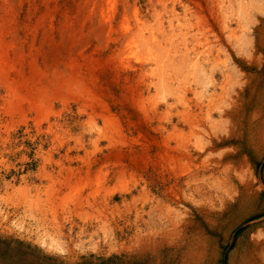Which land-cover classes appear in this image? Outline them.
<instances>
[{"label": "rangeland", "instance_id": "obj_1", "mask_svg": "<svg viewBox=\"0 0 264 264\" xmlns=\"http://www.w3.org/2000/svg\"><path fill=\"white\" fill-rule=\"evenodd\" d=\"M112 1L0 0V264H264V0Z\"/></svg>", "mask_w": 264, "mask_h": 264}, {"label": "bare ground", "instance_id": "obj_2", "mask_svg": "<svg viewBox=\"0 0 264 264\" xmlns=\"http://www.w3.org/2000/svg\"><path fill=\"white\" fill-rule=\"evenodd\" d=\"M112 1V0H111ZM113 2V1H112ZM110 4H111V2H110ZM133 10H135L136 11V9H133ZM241 10H243V5L240 3L239 4V12H243V11H241ZM134 11V12H135ZM135 14V13H134ZM240 19V18H239ZM3 26V25H2ZM142 27V26H141ZM141 27H139V28H141ZM249 27H250V25H249ZM143 28V27H142ZM141 28V29H142ZM144 28H145V26H144ZM220 28V27H219ZM223 28V27H222ZM146 29V28H145ZM1 30V29H0ZM214 30V29H213ZM218 30V29H217ZM140 32H142V31H140ZM215 32V31H214ZM221 32V31H220ZM1 33H3V32H1ZM219 34V33H218ZM263 34V33H262ZM230 35V34H229ZM222 36V35H221ZM260 36V35H259ZM149 37V36H148ZM214 37V36H213ZM223 37V36H222ZM216 38V37H215ZM224 38V37H223ZM259 38V37H258ZM260 38H262V36L260 37ZM259 38V39H260ZM1 39V38H0ZM184 39V38H183ZM129 41L130 42H133V38H129ZM158 42V40H156L155 38H154V36L151 34V37L149 38V39H146V40H144V45H145V47H147V50H148V53H150V56H151V58L150 59H152V60H158V67L159 66H161L162 64H163V62L164 61H162V60H160L161 59V55L159 54V52H155L156 51V49H161L162 47H161V45L159 44V42ZM218 42H219V40H218ZM258 43H259V41H258ZM263 43V42H262ZM132 44V43H131ZM171 44V43H170ZM220 44V43H219ZM260 44H261V40H260ZM1 45V44H0ZM4 45V44H3ZM169 46H171V45H169ZM178 46V45H177ZM253 46V45H252ZM257 46V45H256ZM6 47V46H5ZM2 48H4V47H2ZM180 48V47H179ZM175 49V48H174ZM184 50H186V49H184ZM255 50V49H254ZM164 52H166L165 50H163ZM3 52V51H2ZM5 52V51H4ZM3 52V53H4ZM180 54H181V52H180ZM189 54V53H188ZM168 55V54H167ZM186 56V55H185ZM170 57V56H169ZM177 57V56H176ZM2 58V55H0V59ZM166 58V57H165ZM164 58V59H165ZM168 58V57H167ZM172 58V57H171ZM244 59V58H243ZM246 59V58H245ZM160 60V61H159ZM186 60V59H185ZM184 60V61H185ZM5 62H7V61H5ZM189 62V61H188ZM227 62V61H226ZM257 62H259V61H257ZM186 63V62H185ZM170 64V63H169ZM182 64V63H181ZM258 64V63H257ZM8 65V64H7ZM172 65V64H171ZM154 65H152V67H153ZM156 66V65H155ZM154 66V67H155ZM2 67V63H1V61H0V68ZM9 67V66H8ZM226 67V66H225ZM184 68V67H183ZM157 70H158V68H157ZM153 71V70H152ZM175 71V70H174ZM153 72H156V71H153ZM153 72H151L150 74L152 75V74H154ZM227 72V71H226ZM1 73V72H0ZM149 74V75H150ZM1 75H2V73H1ZM5 75V74H4ZM151 75H150V77H151ZM161 75V74H160ZM166 75V74H165ZM153 76V75H152ZM157 76V75H156ZM169 77V76H168ZM167 79V78H166ZM155 81V80H154ZM151 83V82H150ZM234 83V82H233ZM43 84V83H42ZM186 84V83H185ZM188 84V83H187ZM229 85H230V82L228 83ZM207 85V84H206ZM232 85V84H231ZM38 86H39V83H38ZM184 86V85H183ZM208 86V85H207ZM187 87V86H186ZM186 87H185V89H186ZM156 89H157V87H156ZM191 89V88H190ZM234 89H237V88H234ZM190 91V90H189ZM185 92V91H184ZM191 92V91H190ZM40 93V92H39ZM196 93V92H195ZM191 94V93H190ZM196 94H198V93H196ZM204 94V93H203ZM232 95V94H231ZM34 96V95H33ZM155 96V95H154ZM158 97V96H157ZM156 98V97H155ZM192 98V97H191ZM191 98H190V100H191ZM195 98V97H194ZM199 98H200V96H199ZM223 98V97H222ZM153 99V98H152ZM155 100V99H154ZM221 100V99H220ZM235 100V99H234ZM200 101V100H199ZM157 102V101H156ZM183 102V101H182ZM194 102V101H193ZM195 102H196V100H195ZM158 104V103H157ZM156 104V105H157ZM181 104V103H180ZM186 104V103H185ZM188 104H189V102H188ZM205 104V103H204ZM230 106H231V104H230ZM236 106V105H235ZM196 107L201 111L202 109H201V106L199 105V104H196ZM154 108H156V107H154ZM157 109V108H156ZM186 109V108H185ZM152 110V109H151ZM224 110H225V108H223L221 111H223V113H224ZM207 111V110H206ZM228 111H230V110H228ZM186 112V111H185ZM190 113V112H189ZM211 115V114H210ZM204 116H207V115H204ZM224 116V115H223ZM191 117H193V115L191 116ZM194 118V117H193ZM192 118V119H193ZM197 118V117H196ZM201 118H202V116H201ZM191 120V119H190ZM203 120V119H202ZM194 121H195V119H194ZM198 121V120H197ZM205 121V120H204ZM204 121H202V122H204ZM191 123V122H190ZM199 123V122H198ZM192 124H193V122H192ZM221 124H222V122H221ZM190 125V124H189ZM200 125V124H199ZM201 125H202V123H201ZM207 126V125H206ZM199 127V126H198ZM204 128V127H203ZM206 128V127H205ZM204 128V129H205ZM199 129V128H198ZM190 130H192V128L190 129ZM206 130V129H205ZM195 131V130H194ZM200 132V131H199ZM205 132V131H204ZM208 132V131H207ZM206 132V133H207ZM194 134V133H193ZM195 134H196V132H195ZM209 134V133H208ZM200 135V134H199ZM204 136V135H203ZM202 136V137H203ZM214 136V135H213ZM220 136V135H219ZM218 136V137H219ZM204 138H206V137H204ZM210 139V138H209ZM212 140V139H211ZM249 140V139H248ZM252 140V139H251ZM209 141V140H208ZM210 142V141H209ZM208 146V145H207ZM204 147V146H203ZM205 147H206V145H205ZM246 157V156H245ZM244 159V158H243ZM243 161H245V160H243ZM248 164V163H247ZM226 165V164H225ZM229 165V164H228ZM248 167V166H247ZM233 168V167H232ZM241 169V168H240ZM251 170V169H250ZM236 171H237V169H236ZM241 171V170H240ZM232 172V171H231ZM213 174V173H212ZM221 175V174H220ZM247 176H249V175H247ZM251 177V176H250ZM217 178H218V176H217ZM217 178H215V179H217ZM228 178V177H227ZM240 178H241V176H240ZM248 182V181H247ZM251 182V181H250ZM227 183V182H226ZM233 184H235V183H233ZM223 189V188H222ZM236 189V188H235Z\"/></svg>", "mask_w": 264, "mask_h": 264}, {"label": "water", "instance_id": "obj_3", "mask_svg": "<svg viewBox=\"0 0 264 264\" xmlns=\"http://www.w3.org/2000/svg\"><path fill=\"white\" fill-rule=\"evenodd\" d=\"M261 218H263V217H261ZM261 218H260V219H261ZM258 220H259V219L252 220V221H248L247 223H245V224H243L242 226H240L239 229L242 228L243 226H245V225L248 224V223H251V222H253V221H258ZM237 230H238V229H237ZM237 230H235V231L233 232V234H232V236H231L230 243H229L227 249H226L225 252H224V255H223V264L225 263V260H226V254H227L228 250L230 249V247L232 246L233 238H234V236H235Z\"/></svg>", "mask_w": 264, "mask_h": 264}, {"label": "trees", "instance_id": "obj_4", "mask_svg": "<svg viewBox=\"0 0 264 264\" xmlns=\"http://www.w3.org/2000/svg\"><path fill=\"white\" fill-rule=\"evenodd\" d=\"M4 242L10 243V240H4Z\"/></svg>", "mask_w": 264, "mask_h": 264}, {"label": "crops", "instance_id": "obj_5", "mask_svg": "<svg viewBox=\"0 0 264 264\" xmlns=\"http://www.w3.org/2000/svg\"><path fill=\"white\" fill-rule=\"evenodd\" d=\"M3 240H1L0 242H2Z\"/></svg>", "mask_w": 264, "mask_h": 264}]
</instances>
